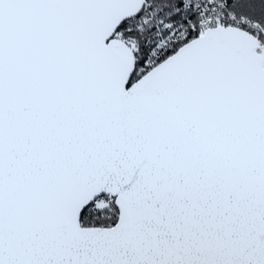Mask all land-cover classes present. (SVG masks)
I'll return each instance as SVG.
<instances>
[{
    "label": "snow or ice",
    "instance_id": "snow-or-ice-1",
    "mask_svg": "<svg viewBox=\"0 0 264 264\" xmlns=\"http://www.w3.org/2000/svg\"><path fill=\"white\" fill-rule=\"evenodd\" d=\"M0 264H264V0H0Z\"/></svg>",
    "mask_w": 264,
    "mask_h": 264
}]
</instances>
